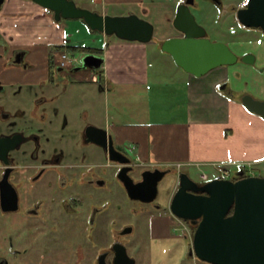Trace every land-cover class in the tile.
Listing matches in <instances>:
<instances>
[{
  "label": "flooded vegetation",
  "instance_id": "obj_1",
  "mask_svg": "<svg viewBox=\"0 0 264 264\" xmlns=\"http://www.w3.org/2000/svg\"><path fill=\"white\" fill-rule=\"evenodd\" d=\"M61 21L33 0H0V264H213L193 248L202 218L172 206L183 172L210 179L145 163L97 119L101 68L61 64Z\"/></svg>",
  "mask_w": 264,
  "mask_h": 264
},
{
  "label": "crops",
  "instance_id": "obj_2",
  "mask_svg": "<svg viewBox=\"0 0 264 264\" xmlns=\"http://www.w3.org/2000/svg\"><path fill=\"white\" fill-rule=\"evenodd\" d=\"M121 1L127 0H103L100 12L107 14L109 8L116 15ZM161 39L147 43L116 35L105 39L107 49L100 55L105 116L98 113L97 119L145 163L214 169L235 165L254 173L253 166L264 162V118L236 97L242 87L230 79L250 73L257 80L253 89L263 99L264 74L257 78L255 69L242 71L233 64L203 76L182 68L186 75H180L179 81L159 82L150 75L148 51L150 44L158 45ZM224 82L229 83L226 91L220 87ZM93 92L99 94L96 89Z\"/></svg>",
  "mask_w": 264,
  "mask_h": 264
},
{
  "label": "water",
  "instance_id": "obj_3",
  "mask_svg": "<svg viewBox=\"0 0 264 264\" xmlns=\"http://www.w3.org/2000/svg\"><path fill=\"white\" fill-rule=\"evenodd\" d=\"M54 12L56 21L81 18L93 31L128 41L147 43L154 37V25L137 13L124 15L103 14L80 7L74 0H33ZM196 0H184L177 7L174 26L183 36H174L162 41V51L170 54L176 64L195 76H203L219 66H228L239 61L253 65L254 53L240 56L225 42L213 41L207 30L198 23L191 10ZM238 19L246 27L264 31V0H248L238 9ZM103 58L98 54L83 57L77 69L101 67ZM224 84L222 89L226 88ZM243 105L264 118V98L247 92L242 95ZM116 160L115 158H112ZM132 158L127 156V162ZM149 172V171H147ZM153 189L167 173L156 169ZM237 180L216 177L199 184L188 172L182 173L181 187L173 202V211L180 217L202 218L194 233V252L213 264H264V176L239 173ZM144 182V181H143ZM141 182V184L143 183ZM141 186L128 183L130 192ZM204 191L206 195H194L189 191ZM186 197V198H182ZM185 200H179V199ZM233 208L231 214L230 210Z\"/></svg>",
  "mask_w": 264,
  "mask_h": 264
},
{
  "label": "rangeland",
  "instance_id": "obj_4",
  "mask_svg": "<svg viewBox=\"0 0 264 264\" xmlns=\"http://www.w3.org/2000/svg\"><path fill=\"white\" fill-rule=\"evenodd\" d=\"M74 1L80 7L88 8L92 11L100 12L103 10V0ZM179 1L180 0L121 1L120 3H122V8L119 7V12H116V15L136 13V11H140V13H142V15L144 14V16L146 14H150L149 17L144 18L149 20L154 25L155 31L153 42L157 41L159 38H162L161 40H165L167 38L180 35V31L173 25L176 5ZM220 1L221 5H219L215 0H196L197 6L192 8V12L196 17V20L199 24L205 27L211 40L223 41L227 43L239 56L243 53H246L247 51L254 53L256 56V62L253 65L246 64L241 61L236 64L239 65L237 67L241 70L245 69L246 71H250V69H255L257 78H261L260 75L264 74L263 31L257 28H246L236 20V16L232 9L234 6H237L239 3H241V0ZM107 10V14H114L109 8ZM58 27L60 41L66 40L65 42H69L70 45H83L94 48H103L104 50L107 49V41H105V39L109 38L110 36L101 31H93L81 18L63 19L60 23H58ZM68 53L74 54L81 60H83V56L89 54L80 51ZM148 53L149 72L152 77L158 79L157 81L165 83L172 81L176 82L180 80V75H186L184 74L185 72H183V69L176 64L173 57L170 54L160 50L158 45L150 44ZM98 55L102 56L103 54ZM89 70H91L92 74L95 73L94 69L89 68ZM92 70L94 71L92 72ZM256 81V78L247 72H242V75L237 77L235 76L233 79H230V83L235 85L238 84L240 87H242L241 92H251L254 96L259 98V92H257L256 89H253ZM224 84L229 85V83L224 82L220 85V87H223ZM244 86H247V88L245 89ZM92 88L95 89V86ZM94 89L92 91H94ZM257 89L260 90L259 85H257ZM223 90L226 91L225 88ZM236 93L238 94L239 92ZM99 97H104L105 99L106 96L101 92ZM226 168L230 169L231 172L238 170V166L235 165L226 166ZM253 168L256 175L264 176V162L254 165ZM185 169L198 179L201 178L200 176L202 172H206L209 178L212 179L218 177L221 174L220 170H216L210 166L201 168L187 166ZM247 172L252 173L250 169Z\"/></svg>",
  "mask_w": 264,
  "mask_h": 264
},
{
  "label": "trees",
  "instance_id": "obj_5",
  "mask_svg": "<svg viewBox=\"0 0 264 264\" xmlns=\"http://www.w3.org/2000/svg\"><path fill=\"white\" fill-rule=\"evenodd\" d=\"M162 41L163 40H159L158 41V45H159V47L161 48V44H162ZM62 51H65V52H72V53H75V52H78V51H80V52H83V53H103V48H94V47H89V46H83V45H67V44H63L62 46ZM243 94H245L244 92H239L237 95H236V97L238 98V99H240L241 100V97H242V95ZM240 169H247L245 166H241V167H238V170L237 171H233L232 172V174L233 173H235V172H238ZM233 212V208L230 210V213L229 214H231Z\"/></svg>",
  "mask_w": 264,
  "mask_h": 264
},
{
  "label": "built area",
  "instance_id": "obj_6",
  "mask_svg": "<svg viewBox=\"0 0 264 264\" xmlns=\"http://www.w3.org/2000/svg\"><path fill=\"white\" fill-rule=\"evenodd\" d=\"M60 61L61 64L64 66H69V65H73V64H77L81 61V59L77 56H75L74 54H69L68 52H64L61 54L60 57ZM182 164H179L178 166L180 167ZM220 170L221 174L218 177H229L231 175V171L230 169L226 168V167H216V170ZM201 178L203 180H207L209 179V176L206 172H202L201 173Z\"/></svg>",
  "mask_w": 264,
  "mask_h": 264
}]
</instances>
